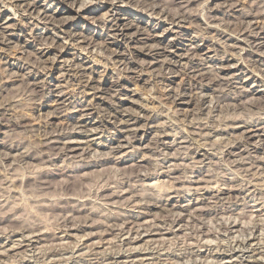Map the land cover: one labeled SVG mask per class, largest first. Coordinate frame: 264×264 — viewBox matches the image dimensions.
I'll return each mask as SVG.
<instances>
[{"label":"clouds","instance_id":"obj_1","mask_svg":"<svg viewBox=\"0 0 264 264\" xmlns=\"http://www.w3.org/2000/svg\"><path fill=\"white\" fill-rule=\"evenodd\" d=\"M0 264H264V0H0Z\"/></svg>","mask_w":264,"mask_h":264}]
</instances>
